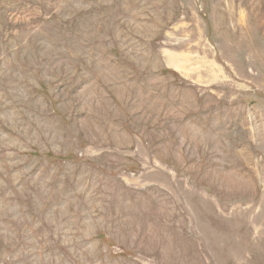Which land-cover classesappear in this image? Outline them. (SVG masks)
<instances>
[{
    "label": "rangeland",
    "instance_id": "obj_1",
    "mask_svg": "<svg viewBox=\"0 0 264 264\" xmlns=\"http://www.w3.org/2000/svg\"><path fill=\"white\" fill-rule=\"evenodd\" d=\"M0 264H264V0H0Z\"/></svg>",
    "mask_w": 264,
    "mask_h": 264
}]
</instances>
